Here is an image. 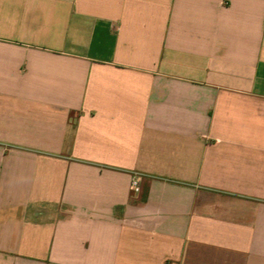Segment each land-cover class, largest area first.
Instances as JSON below:
<instances>
[{"label": "crops", "instance_id": "crops-1", "mask_svg": "<svg viewBox=\"0 0 264 264\" xmlns=\"http://www.w3.org/2000/svg\"><path fill=\"white\" fill-rule=\"evenodd\" d=\"M0 264H264V0H0Z\"/></svg>", "mask_w": 264, "mask_h": 264}, {"label": "built area", "instance_id": "built-area-1", "mask_svg": "<svg viewBox=\"0 0 264 264\" xmlns=\"http://www.w3.org/2000/svg\"><path fill=\"white\" fill-rule=\"evenodd\" d=\"M140 182H141V178L139 176L133 177V179H132V191L134 193L140 192Z\"/></svg>", "mask_w": 264, "mask_h": 264}]
</instances>
